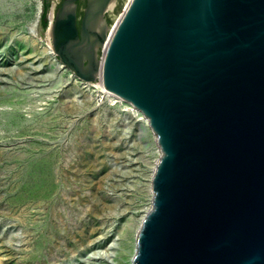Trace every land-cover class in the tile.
Returning <instances> with one entry per match:
<instances>
[{
	"label": "water",
	"instance_id": "95a60500",
	"mask_svg": "<svg viewBox=\"0 0 264 264\" xmlns=\"http://www.w3.org/2000/svg\"><path fill=\"white\" fill-rule=\"evenodd\" d=\"M110 3L62 0L46 34L156 137L131 264H264V0H132L112 32Z\"/></svg>",
	"mask_w": 264,
	"mask_h": 264
},
{
	"label": "rangeland",
	"instance_id": "374dc122",
	"mask_svg": "<svg viewBox=\"0 0 264 264\" xmlns=\"http://www.w3.org/2000/svg\"><path fill=\"white\" fill-rule=\"evenodd\" d=\"M39 1L0 0V264H126L157 148L99 80L55 69ZM126 1L105 14L109 29Z\"/></svg>",
	"mask_w": 264,
	"mask_h": 264
},
{
	"label": "bare ground",
	"instance_id": "6f19581e",
	"mask_svg": "<svg viewBox=\"0 0 264 264\" xmlns=\"http://www.w3.org/2000/svg\"><path fill=\"white\" fill-rule=\"evenodd\" d=\"M132 0H127L126 1V4L123 8V11L122 13L125 11V9L128 7V5L131 3ZM38 2V11H40V7H41V2L39 0H37ZM112 5L113 3H110L109 6H108V9L112 8ZM121 13V15H122ZM120 15V16H121ZM119 16V17H120ZM119 17L117 18V20L115 21L114 23V26L117 24V22L119 21ZM112 28V27H111ZM109 29L110 32H112V29ZM35 34V33H34ZM106 48V45H104V49ZM45 54L47 55V57L51 60L52 62V65L55 67L56 70H60L62 71L63 73H65L71 80L75 81L76 83H78L79 85L81 86H84V87H87L88 85H90L89 83H84V82H81L79 81L74 74L70 73L58 60L57 58L54 56L53 52H52V48H51V45L50 43H47L45 44ZM93 88H96L98 91H100L102 94L104 95H107V96H113L111 95L109 92H107L103 86H102V83H101V74L99 73V84L97 86H94ZM116 98V97H115ZM118 99V98H117ZM122 101V100H121ZM124 102V101H122ZM126 103V102H124ZM128 104V103H127ZM129 107L131 108V110L134 112V113H137L139 116H142L138 111H136L130 104H128ZM143 120L145 121L146 123V126L148 127V124H147V120L143 118ZM149 129V128H148ZM150 130V129H149ZM152 138H153V142L154 144L156 145V148H157V158L155 160V163L153 164V167L151 168V172H150V175L148 177V181H147V192H148V204H147V208L144 210L143 212V215L140 217L139 221H138V225L137 227L134 228L133 230V233H132V237L130 239V243H129V250L127 251V254H126V260H127V263L126 264H131V259H132V256L134 255V251H135V235L136 233L138 232L139 228H140V225H141V222L144 218V216L149 212L150 208H151V198H152V194H151V191H150V181H151V177H152V174L155 170V166H156V163L157 161L159 160L160 158V150L156 144V137L152 134Z\"/></svg>",
	"mask_w": 264,
	"mask_h": 264
},
{
	"label": "trees",
	"instance_id": "16d2710c",
	"mask_svg": "<svg viewBox=\"0 0 264 264\" xmlns=\"http://www.w3.org/2000/svg\"><path fill=\"white\" fill-rule=\"evenodd\" d=\"M50 7V0H42V13L40 17L41 22V28L42 30H46L48 27V21H47V14Z\"/></svg>",
	"mask_w": 264,
	"mask_h": 264
},
{
	"label": "flooded vegetation",
	"instance_id": "af4514ba",
	"mask_svg": "<svg viewBox=\"0 0 264 264\" xmlns=\"http://www.w3.org/2000/svg\"><path fill=\"white\" fill-rule=\"evenodd\" d=\"M61 2H62V0H61ZM84 5V2L83 1H79V2H77V9H76V13H77V16L79 17H81L82 16V6ZM79 17V18H80Z\"/></svg>",
	"mask_w": 264,
	"mask_h": 264
}]
</instances>
